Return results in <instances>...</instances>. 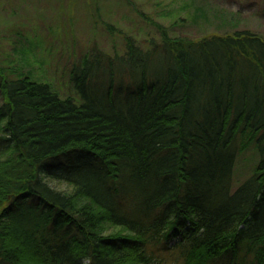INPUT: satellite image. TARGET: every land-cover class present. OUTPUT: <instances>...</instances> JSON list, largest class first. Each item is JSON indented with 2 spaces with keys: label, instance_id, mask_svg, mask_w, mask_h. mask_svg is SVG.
Returning <instances> with one entry per match:
<instances>
[{
  "label": "trees",
  "instance_id": "1",
  "mask_svg": "<svg viewBox=\"0 0 264 264\" xmlns=\"http://www.w3.org/2000/svg\"><path fill=\"white\" fill-rule=\"evenodd\" d=\"M155 28L72 95L0 64V264H264V38Z\"/></svg>",
  "mask_w": 264,
  "mask_h": 264
},
{
  "label": "rangeland",
  "instance_id": "2",
  "mask_svg": "<svg viewBox=\"0 0 264 264\" xmlns=\"http://www.w3.org/2000/svg\"><path fill=\"white\" fill-rule=\"evenodd\" d=\"M155 25L172 38L195 40L235 30L264 38V0H0V64L29 71L60 94L72 95L71 65L92 49L122 53L127 37L146 48L148 40H159ZM255 160L249 152L238 158L234 186ZM173 243L169 239L167 246ZM167 250L151 264H180L177 252Z\"/></svg>",
  "mask_w": 264,
  "mask_h": 264
}]
</instances>
